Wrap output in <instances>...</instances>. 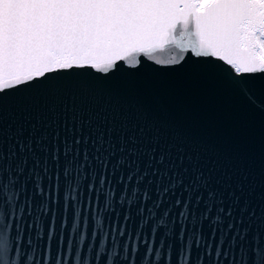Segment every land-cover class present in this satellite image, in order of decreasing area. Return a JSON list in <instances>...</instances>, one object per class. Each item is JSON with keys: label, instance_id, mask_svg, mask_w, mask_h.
I'll list each match as a JSON object with an SVG mask.
<instances>
[{"label": "snow or ice", "instance_id": "1", "mask_svg": "<svg viewBox=\"0 0 264 264\" xmlns=\"http://www.w3.org/2000/svg\"><path fill=\"white\" fill-rule=\"evenodd\" d=\"M189 23L194 25L197 37L193 52L179 54L169 61H150L148 56L140 60L131 58L133 52H149V45H163L178 24ZM214 57L218 59L213 60ZM190 58L204 62L197 67L200 75L220 81L255 106L251 85L264 78V0H0V136L6 109L12 101L42 91L62 95L66 86L76 85L88 94L90 101L104 100L110 111L120 110L122 114L125 104L131 106L143 125L138 126L137 135L151 132L149 142L153 148L148 150L143 168L155 174L153 155L157 164L168 155L156 153L164 124L175 126L178 144L191 141L193 136L170 113L165 115L166 109L139 75L144 62L153 63L155 73L160 69L182 68ZM129 64L135 67L130 68ZM120 72L123 75L117 78ZM80 110V102L73 99L69 107L70 126L61 124V131L52 134L50 151L43 147L50 174L41 179L27 169L23 155L16 166V175L8 177L0 139V264H72L71 259L59 255V234L53 235L51 230L56 208L75 210L78 206L75 195L71 198L64 195L69 186V170L74 162H89L90 155L98 150L94 145L111 146L114 133H120L117 139L123 144V130L127 127L126 122L118 123L115 117L106 129L93 125L90 119L81 117ZM18 132L23 136V129ZM46 138L42 133L37 143ZM128 143L134 145L136 137L128 136ZM24 148L31 151L27 142L18 151L22 154ZM121 152L124 153L123 148ZM140 155L134 147H128L123 160L107 149L102 160L92 156L98 169L96 183L105 191L94 190L89 181L80 193L90 214L95 203L96 209L99 204L115 217L107 238H111V248L117 243L115 237H120L119 251L111 264H149L150 259L151 264H233L234 253L239 255L236 264H248L249 253L257 257L254 264H261L264 246L258 245L264 237L254 234L249 241L244 224L239 225L238 234L233 228L234 209H213L215 192L207 190L210 177L200 166H195L189 185L193 189L190 202L188 188L181 187L180 175L175 176V188L171 191L172 185L153 187L151 180L145 181ZM128 156L137 157L135 168L127 163ZM195 156L185 151L180 159L196 165ZM137 172L141 174L136 175ZM141 183L143 195L139 200H125V191L135 194ZM196 185L205 189L208 197L205 207L200 206L201 195L195 191ZM173 195L176 198L165 207V201ZM114 198L122 215L112 211ZM150 204L160 210L162 218L173 223L170 235L154 225L147 231L141 225L134 230L121 226L116 231L117 219L132 223L134 218L143 217ZM37 209L39 214H34ZM49 217V227L41 233V221ZM105 220L108 222L106 216ZM181 220L197 223L186 224ZM225 221L227 230L233 233L226 241L227 247L219 239ZM104 230L89 235L99 241L101 236L105 237ZM72 243L71 239L67 241L68 245ZM93 258L97 264H109L107 252L94 254ZM79 264L89 262L81 259Z\"/></svg>", "mask_w": 264, "mask_h": 264}, {"label": "water", "instance_id": "2", "mask_svg": "<svg viewBox=\"0 0 264 264\" xmlns=\"http://www.w3.org/2000/svg\"><path fill=\"white\" fill-rule=\"evenodd\" d=\"M197 37L195 27L192 24H178L169 34V39L163 45H149V52L136 51L131 53V58L140 60L143 56H148L150 61H169L179 54L186 55L193 52ZM183 50V52L181 51ZM128 56V54H125ZM194 55V53H193ZM218 59L214 57L213 60ZM125 63H128L127 59ZM203 61L189 59L182 68L160 69L153 72V63L144 62L139 78L145 81L151 91L156 96L158 103L166 109L165 115L169 113L178 121V123L187 129L193 136L191 141L183 144L176 142V128L174 125L164 124L161 129L160 145L156 148V153H167L166 159L161 163H155L156 155H153V164L155 174L151 170H144V162L147 160V153L153 145L149 142L151 132H145L143 136L137 135L139 123L138 117L130 105L125 104L120 110L110 111L109 105L104 101H90L88 94L81 91L76 85H68L62 95H56L50 92H34L26 98H20L12 101L7 109L3 120V134L0 139L3 141L4 169L8 177L16 175V166L23 155L26 160L27 169H32L36 179H41L44 174H50L45 163L46 155L43 147L51 150V137L54 132H60L61 124L70 126L72 113L69 107L73 99L81 104L80 115L82 118L90 119L93 125H99L107 128L111 125L113 118L116 121H124L127 127L123 130L124 143L117 139L120 133H114L111 146L108 144L94 145L96 150L90 155V161L83 164L74 162L69 170L71 175L67 177L68 189H64V195L71 198L76 196L78 206L75 210H65L62 207L55 209L56 216L51 223L53 235L59 234V255L66 259H71L72 264H79L81 259L88 261L89 264H97L94 260V254L104 255L108 253V261L115 258V253L119 251V236L115 239L117 243L111 248V238L107 235L112 230V223H115V217L112 212H106L105 209L95 203L92 213H89L87 203L84 204L80 193L84 190L87 183L91 181L94 190L100 192L105 188H100L96 183L95 173L98 169L92 162V156L96 160H102L105 150L114 152L116 156L124 159V153L128 147H134L139 156V165L144 180H151L152 186L161 188L172 185L175 188V176L182 178V188H188V195L191 202L193 189L190 187L195 166H200L201 170L210 177L207 183V190L215 192L213 209H234L231 212L233 228L237 230L242 223L246 226L249 241L255 234L264 237V78L257 79L251 87L255 93V106L249 100L238 92L227 88L218 80H209L197 72L199 64ZM129 67H135V64H129ZM123 72L117 73L120 78ZM23 83V81H21ZM23 129V136H20L18 130ZM31 133V136H30ZM44 133L46 139L39 144L37 138ZM136 137V143L130 145L128 136ZM27 142L28 148H24L21 154L18 148L22 143ZM123 148L124 153L121 152ZM195 153L196 165L188 160H181L183 152ZM136 156H128L127 163L135 168L134 161ZM48 164L51 161L47 162ZM91 168L90 171L85 169ZM26 169V170H27ZM141 172L135 173L140 175ZM134 183L133 181L129 182ZM111 190L110 186H106ZM195 191L201 195V207L207 206L205 203L208 197L205 189L199 185L195 186ZM119 193L117 192V196ZM143 195V183L138 185V191L132 194L125 191L124 199L138 201ZM176 197L165 201V207L172 203ZM235 201V203H233ZM241 205L244 207L241 208ZM91 204H89V208ZM40 210H36L39 214ZM112 211L122 215L116 199L112 202ZM135 217V209H132ZM160 210L154 204L145 208L143 217L134 218L132 223L125 222L123 219H117L115 228L119 232L121 226L125 229L133 230L140 225L144 231L150 226L161 229L165 234L170 235L173 223L159 215ZM105 216L108 222L105 220ZM175 222V213L171 214ZM49 218L41 221V233L49 227ZM97 220L99 223H97ZM181 223H191L195 225L196 220L179 221ZM107 223L108 227H107ZM222 227L219 239L223 247H227V239L232 236V231L227 230L226 224ZM104 230V236L99 241L90 236V232H100ZM207 232V225L204 226ZM83 237V239H81ZM71 239L72 245L67 241ZM131 243V240H129ZM215 243V239L213 241ZM87 245V246H86ZM264 246L262 240L259 247ZM52 248L55 252V242H52ZM73 248L75 252H73ZM123 255V253H121ZM233 264L239 259V255ZM31 258V254H30ZM38 258V256H37ZM147 255L145 256V259ZM248 264H254L257 259L249 253L246 257ZM261 264H264V254H262ZM151 264V259L149 260Z\"/></svg>", "mask_w": 264, "mask_h": 264}]
</instances>
